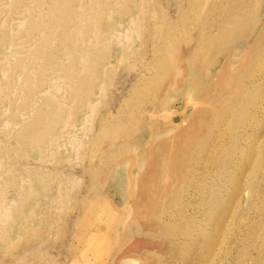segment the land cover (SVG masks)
Here are the masks:
<instances>
[{
  "label": "rangeland",
  "instance_id": "374dc122",
  "mask_svg": "<svg viewBox=\"0 0 264 264\" xmlns=\"http://www.w3.org/2000/svg\"><path fill=\"white\" fill-rule=\"evenodd\" d=\"M140 224L264 264V0H0V264H127Z\"/></svg>",
  "mask_w": 264,
  "mask_h": 264
},
{
  "label": "bare ground",
  "instance_id": "6f19581e",
  "mask_svg": "<svg viewBox=\"0 0 264 264\" xmlns=\"http://www.w3.org/2000/svg\"><path fill=\"white\" fill-rule=\"evenodd\" d=\"M57 7L60 8V6H57ZM69 141H71L70 143L72 144L73 148H78L81 143L78 137L72 138ZM144 222H147V221L145 220ZM149 237H144L141 239H134L133 242H131L130 244H127L123 248V251L120 253H123L124 256L127 258V262H126L127 264H151L153 261H154V264H158L159 256L163 254H167L168 256L171 255V251H169L168 247L163 244L162 240H160L159 238L151 239ZM175 254L176 253L173 252L171 257L175 258L176 257Z\"/></svg>",
  "mask_w": 264,
  "mask_h": 264
},
{
  "label": "crops",
  "instance_id": "0c3cea01",
  "mask_svg": "<svg viewBox=\"0 0 264 264\" xmlns=\"http://www.w3.org/2000/svg\"><path fill=\"white\" fill-rule=\"evenodd\" d=\"M140 212H141V214L142 215H145V214H143L142 213V210H143V206H141V208H140ZM139 212H136V214H138ZM141 225V227H140V232L138 233V231H137V233L136 234H138V237L136 238V239H141V238H144V237H149V236H151V237H149V238H151V239H158L159 237H158V230L156 229V228H154L153 226H152V228H151V232H147L146 231V229L144 228V226H143V224H140ZM154 229H156V230H154ZM149 235V236H148ZM160 240H162L161 238H159ZM163 241V240H162ZM131 243V242H130ZM129 243V244H130ZM163 244L165 245V246H167L168 247V250L169 251H171V255H172V253L174 252L173 251V249L170 247V245H167V243L166 242H164L163 241ZM161 251V250H160ZM159 251V252H160ZM170 255V256H171ZM165 256H167V254H163V255H161V256H159L158 257V264H167L166 262H165V259H164V257ZM151 264H154V261L151 263Z\"/></svg>",
  "mask_w": 264,
  "mask_h": 264
}]
</instances>
